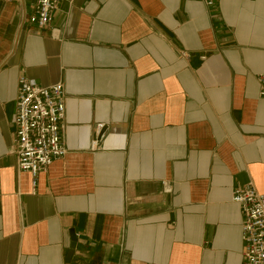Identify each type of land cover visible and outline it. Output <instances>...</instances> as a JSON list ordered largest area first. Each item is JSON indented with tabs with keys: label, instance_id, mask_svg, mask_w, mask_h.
<instances>
[{
	"label": "crops",
	"instance_id": "0c3cea01",
	"mask_svg": "<svg viewBox=\"0 0 264 264\" xmlns=\"http://www.w3.org/2000/svg\"><path fill=\"white\" fill-rule=\"evenodd\" d=\"M34 2L0 0V264H243L231 196L264 194V0H61L43 30ZM19 77L64 90L66 155L34 190Z\"/></svg>",
	"mask_w": 264,
	"mask_h": 264
},
{
	"label": "built area",
	"instance_id": "2783aa9c",
	"mask_svg": "<svg viewBox=\"0 0 264 264\" xmlns=\"http://www.w3.org/2000/svg\"><path fill=\"white\" fill-rule=\"evenodd\" d=\"M61 0H35L30 24L38 30L48 27L52 13ZM217 0H201L210 8ZM258 97L264 99V73L256 77ZM64 118V90L60 83L48 87L39 86L34 80L19 77L14 130L15 169L31 177L34 190L36 178L57 159L66 155L60 124ZM103 125L96 126L92 149L98 146ZM231 202L241 213L240 240L243 264H264V194L253 186L233 191Z\"/></svg>",
	"mask_w": 264,
	"mask_h": 264
},
{
	"label": "water",
	"instance_id": "95a60500",
	"mask_svg": "<svg viewBox=\"0 0 264 264\" xmlns=\"http://www.w3.org/2000/svg\"><path fill=\"white\" fill-rule=\"evenodd\" d=\"M73 240H75V239H73Z\"/></svg>",
	"mask_w": 264,
	"mask_h": 264
}]
</instances>
